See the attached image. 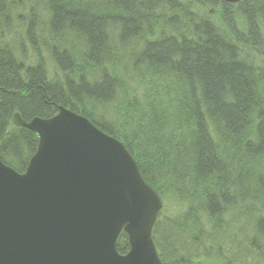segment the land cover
Masks as SVG:
<instances>
[{
  "label": "trees",
  "instance_id": "16d2710c",
  "mask_svg": "<svg viewBox=\"0 0 264 264\" xmlns=\"http://www.w3.org/2000/svg\"><path fill=\"white\" fill-rule=\"evenodd\" d=\"M183 4L0 0V157L22 172L37 150L38 134L11 124L16 111L30 120L67 106L122 140L161 197L174 193L192 202L179 219L156 221L163 262L235 264L248 246L264 245V216L255 219L259 237L244 223L236 229L224 221L233 208L264 206V69L253 62L254 51L264 57V0ZM207 10H216V19ZM41 23L55 41L61 77L49 74L41 56L26 63L16 40L5 38L25 32L35 40ZM199 213L211 223L209 236L199 230ZM117 249H130L125 231Z\"/></svg>",
  "mask_w": 264,
  "mask_h": 264
},
{
  "label": "water",
  "instance_id": "95a60500",
  "mask_svg": "<svg viewBox=\"0 0 264 264\" xmlns=\"http://www.w3.org/2000/svg\"><path fill=\"white\" fill-rule=\"evenodd\" d=\"M11 124L39 142L22 172L0 157V264H168L153 237L163 198L122 140L63 105Z\"/></svg>",
  "mask_w": 264,
  "mask_h": 264
},
{
  "label": "rangeland",
  "instance_id": "374dc122",
  "mask_svg": "<svg viewBox=\"0 0 264 264\" xmlns=\"http://www.w3.org/2000/svg\"><path fill=\"white\" fill-rule=\"evenodd\" d=\"M180 1L184 6L187 5V0H178ZM233 6H237L234 5ZM200 12H202V8L199 7ZM212 10H214L212 8ZM209 11L207 10V15L210 16H214L216 19V10L213 11ZM213 12V13H211ZM49 15L47 14L46 18L44 19L45 21H47L49 19ZM246 21V19H243V17H241L239 15L238 17V23H239V31L242 34L246 33V29H244L243 24ZM49 22V21H47ZM46 27V28H45ZM35 32H34V38L35 40H33L32 38H30V36L27 33H20L18 36L14 35L15 33H11V34H6V39H10L13 38V41L16 40V44H15V52L21 57L25 59V62L28 64H32V63H36L40 60V56L42 57V61H44L48 67V71L49 74L54 78V77H61L63 74V70L62 68L59 66V64L56 62L53 53L51 51L52 46L54 47L55 45V41L52 40V37L50 35L49 32H45L48 28V26H45V24H38L35 27ZM16 31V30H15ZM5 36V35H4ZM67 40H69V42H72V40L68 37ZM75 40V39H74ZM76 42V41H75ZM263 43V42H262ZM67 44V43H64ZM73 46V45H72ZM77 47V45H76ZM76 47L74 46V52H76L74 55L77 58V56L79 55L78 53V48L76 49ZM245 50H250V48L248 47H244ZM259 48V47H258ZM59 50L61 48H58ZM36 51H39L40 53L37 54ZM251 52H253L254 50H250ZM254 65H256L258 67V69H264V67L262 65H260L261 63L264 62V57L261 55V53H258L257 51H254ZM100 74V73H99ZM63 78V77H62ZM162 198H163V208L161 209V211L159 212V216L158 219H161V222L164 221L165 219L168 218H174V219H179L180 217L183 216V214L185 212H188L192 202L189 201L188 199L185 198H178L175 196V194H168V195H164V193L162 194ZM252 201V200H251ZM250 204L253 205V207H249L248 210L245 209H239V208H233V210H228L226 211L225 215H224V221L228 223L232 222L233 224L230 225V227H235L236 229H241V227L243 226V223L245 225H247V231L249 233V235L252 237L256 236V231L254 229L255 227V222H257V220H255L256 218H258V215L260 216H264V206L262 203L258 204L256 202H251ZM196 207V206H195ZM241 211V212H240ZM248 211V212H247ZM253 213V214H251ZM200 214V213H199ZM258 214V215H257ZM199 216L203 217V219H200V221L202 222L201 224L204 226H201V233L204 236H209L212 232L211 230V223L208 222L206 215L204 213L200 214ZM260 216V217H261ZM205 230V231H203ZM240 234V232H239ZM258 236V234H257ZM259 237V236H258ZM207 239V237H205ZM237 238V237H236ZM235 238V239H236ZM241 235H238V240H240ZM208 240V239H207ZM247 241V240H246ZM245 241V245H247V242ZM227 242V241H226ZM227 245V243H225ZM229 244H233V246L236 247V242L234 241L233 243H229ZM257 247V244H256ZM224 248L226 249V251H229L227 247ZM261 250H257L254 247H250L248 246L247 248V252H244L243 255L240 254V256H237L239 258L234 259L235 264H257L261 263L264 264V253L261 251H264V245H262ZM250 249V252H249ZM234 250V249H233ZM245 251V249H243ZM200 252H204V248H201ZM228 253L226 255L229 256L230 251L226 252ZM242 255V256H241ZM204 258V257H202ZM206 259V258H204ZM224 259V258H223ZM222 260V259H221ZM195 264H197V262H199V260H195ZM215 262V261H212ZM216 262H220V261H216ZM220 264H223V261H221Z\"/></svg>",
  "mask_w": 264,
  "mask_h": 264
},
{
  "label": "flooded vegetation",
  "instance_id": "af4514ba",
  "mask_svg": "<svg viewBox=\"0 0 264 264\" xmlns=\"http://www.w3.org/2000/svg\"><path fill=\"white\" fill-rule=\"evenodd\" d=\"M240 1H242V0H238V1H227V2L232 3V4H236V3H239Z\"/></svg>",
  "mask_w": 264,
  "mask_h": 264
}]
</instances>
